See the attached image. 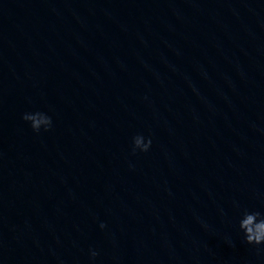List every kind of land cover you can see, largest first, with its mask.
<instances>
[{
	"label": "water",
	"instance_id": "obj_1",
	"mask_svg": "<svg viewBox=\"0 0 264 264\" xmlns=\"http://www.w3.org/2000/svg\"><path fill=\"white\" fill-rule=\"evenodd\" d=\"M244 209L264 0H0V264H264Z\"/></svg>",
	"mask_w": 264,
	"mask_h": 264
},
{
	"label": "clouds",
	"instance_id": "obj_2",
	"mask_svg": "<svg viewBox=\"0 0 264 264\" xmlns=\"http://www.w3.org/2000/svg\"><path fill=\"white\" fill-rule=\"evenodd\" d=\"M22 119L30 122L32 130L37 132L40 130L42 123L44 124L45 130H47L48 126L51 124V118L41 112H35L31 114L25 113L22 116ZM150 145L151 139L145 141L140 135L133 137V152H135L137 149H139L141 152H145L149 149ZM100 227L103 228L105 225L102 223ZM238 228L243 234L245 243L253 246L264 244V215H262L260 212H250L247 209H244L241 212V217L238 221ZM97 255L98 253L96 251H90V256L92 258H95Z\"/></svg>",
	"mask_w": 264,
	"mask_h": 264
}]
</instances>
